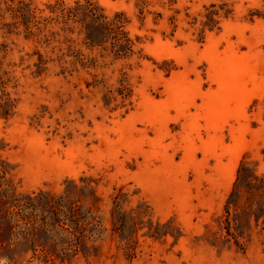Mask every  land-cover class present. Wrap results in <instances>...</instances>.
Segmentation results:
<instances>
[{
  "label": "rangeland",
  "instance_id": "1",
  "mask_svg": "<svg viewBox=\"0 0 264 264\" xmlns=\"http://www.w3.org/2000/svg\"><path fill=\"white\" fill-rule=\"evenodd\" d=\"M56 1L0 0V264H264V0H92L134 52L71 21L72 72L59 23L28 36ZM40 191L100 232L31 235L13 204Z\"/></svg>",
  "mask_w": 264,
  "mask_h": 264
},
{
  "label": "trees",
  "instance_id": "2",
  "mask_svg": "<svg viewBox=\"0 0 264 264\" xmlns=\"http://www.w3.org/2000/svg\"><path fill=\"white\" fill-rule=\"evenodd\" d=\"M51 14L41 18L35 8H32L28 2V36L34 34V28L41 29L40 24H48L49 22H57L60 24L58 29L50 31L52 36L64 35L63 42L67 43L66 50L59 56L58 63L62 66V72L67 70L63 63H69L72 69L81 67H90L94 65V58L84 53L81 49L73 46L75 39L71 36L76 32L71 26V21L79 23L80 28L77 30L79 35L84 34L83 43L91 46L108 47L117 56H129L134 52V40L129 36L125 29L126 17L123 11L116 12L112 17L104 13V9L92 0L81 2L75 1V4L68 5L64 1H56L55 4L48 5ZM50 41V38L46 39ZM47 60L42 54H39V61L36 62L40 74L46 67ZM10 109L4 107L1 114L8 117ZM238 169V178L241 173ZM4 169L0 166V172ZM17 198V202L13 205L19 208L28 209V227H31V235H35L33 225L39 222L42 229L47 235H75L72 240L76 239V235H94L100 230L96 229L100 219H97L91 211L90 213H79L74 205L66 207L64 195H46L42 191L38 193H29L27 199ZM16 214V212L14 211ZM88 235V234H87ZM71 248V247H70ZM76 251V249H75Z\"/></svg>",
  "mask_w": 264,
  "mask_h": 264
}]
</instances>
